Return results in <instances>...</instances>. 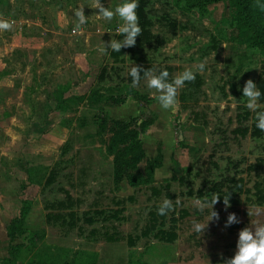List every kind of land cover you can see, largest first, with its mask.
I'll use <instances>...</instances> for the list:
<instances>
[{"label": "rangeland", "instance_id": "rangeland-1", "mask_svg": "<svg viewBox=\"0 0 264 264\" xmlns=\"http://www.w3.org/2000/svg\"><path fill=\"white\" fill-rule=\"evenodd\" d=\"M145 1L158 38L157 50L147 51L153 72L171 67V81L190 69L201 81L199 89L186 82L178 90L175 112L161 108L145 78L136 87L124 82L133 67L126 54L114 63L110 49L99 51L102 42L123 39L116 32L123 22L99 18L93 0H0V16L15 21L0 32V264H224L239 232L264 223L255 188L264 193V136L250 137L256 113L242 92L249 79L264 83V0H248L259 16L251 20L239 13L246 0ZM101 3L114 10L122 0ZM79 7L87 23L74 34ZM103 67L112 80L99 83ZM123 101L117 108L124 112L105 113ZM103 119L131 122V129L152 122L139 135V163L127 165L126 144L112 145L122 129ZM157 151L162 164L154 169ZM51 169L55 179L46 186ZM67 194L71 208L50 207ZM214 194H222L213 207L219 219L208 223L211 208L201 211L195 201ZM165 198L174 217L187 213L171 244L139 236ZM69 211L78 219L74 228L46 221L48 213ZM230 213L240 222L225 227ZM89 217L92 224L84 222ZM196 223L208 226L197 233Z\"/></svg>", "mask_w": 264, "mask_h": 264}, {"label": "clouds", "instance_id": "clouds-1", "mask_svg": "<svg viewBox=\"0 0 264 264\" xmlns=\"http://www.w3.org/2000/svg\"><path fill=\"white\" fill-rule=\"evenodd\" d=\"M139 7L138 0H122V3L117 5L114 10L106 8L101 3V0H93L92 8L98 10V17L106 21L111 22L115 17L123 22L120 24L116 32L118 35L122 36L123 39H111L110 42H102L103 47L99 49L102 53L107 52L109 49L111 51L120 52L122 48H131L136 45V38L142 34V29L139 26V18L137 15V9ZM77 23L73 27V33H81L83 31V26L87 23V17L84 14V7H79L74 13ZM15 21L5 19L0 16V32L11 31L14 27ZM204 64L199 65V70L203 71ZM141 73L147 81V87L149 89H154L159 95L157 99L162 109L172 110L175 112L178 106V90L182 88L186 82H192L196 78V74L190 70L186 69L182 73L176 75L171 81L169 80V72L162 71L156 74L150 69L145 70L141 66L134 65L129 75L132 78V87L139 85L141 80ZM243 97L246 98V107L255 112L256 127L264 131V111H257L260 107L258 101L261 97V92L257 85L251 80H247L242 89ZM230 196L223 198V203L225 208L229 207ZM220 200L218 194H214L211 201H201L197 199L195 204L199 207L201 211L205 208H211V214L208 223L213 219L218 220L219 215L213 210V207ZM175 203H179L177 199ZM174 210V203L172 200L165 198L162 204L158 208V215L164 216L169 212ZM262 211L257 208L256 215H261ZM250 214V213H249ZM235 213H230L227 217V222L225 227L232 224L239 223ZM201 223L194 224V230L197 233H203L208 226ZM254 227V231H253ZM235 255L224 261V264H264V223L252 224V227L243 228L238 234V241L236 244Z\"/></svg>", "mask_w": 264, "mask_h": 264}, {"label": "trees", "instance_id": "trees-1", "mask_svg": "<svg viewBox=\"0 0 264 264\" xmlns=\"http://www.w3.org/2000/svg\"><path fill=\"white\" fill-rule=\"evenodd\" d=\"M139 2V7L137 9V15L139 18V26L142 29V34L140 36H138L136 38V45L134 47L131 48H122L120 52H115V51H111L110 52V58H112L114 63L117 62H123V55H127L128 59L133 63V66H141L142 68H144L145 70L150 69L152 71H154L153 65L150 62V60L148 59V55H147V51L149 50H154L156 51V47H154V44L158 43V38L152 33L151 31V27H152V22L149 19L147 12H146V1L145 0H138ZM239 9V13L243 16H246L248 18H246V20H251L253 18L255 19H259V16H256L252 14L253 11H255V7L252 6L251 2L246 0L243 3H241L240 6H238ZM162 21L166 22V24L171 27L172 29H175L176 25L175 22L172 20H169L168 18H164ZM239 22H242L241 19H239ZM111 71H113V75H117V69L116 68H111ZM168 71L169 72V79H170V75L172 72V68L171 67H163V68H159L156 70V74H159L162 71ZM130 72V71H129ZM129 72L126 76V78L124 79V82L127 83L128 85L132 84V78L129 75ZM123 79V78H122ZM143 73H141V80H143ZM198 79V78H197ZM97 80L99 83L104 82L105 80L111 81L112 77L109 75V73L107 72V68H102ZM140 80V81H141ZM189 88H195V89H199L201 86V81L198 79L196 81H192V82H188L187 83ZM256 85L258 87V89L261 92V97L259 100V103L264 105V83L262 79H258L256 82ZM123 102H113V105H120L123 104ZM260 111H264V108H262ZM248 114V113H246ZM108 122H110L111 124H114L117 126V128L122 129V132L119 133V135L116 136V138L112 139L113 143H120V144H126V148H125V153L126 155L128 154L129 157L132 158V161H130V163H128L127 165L133 166V162L135 163H139L142 158L144 157V151L141 145V142L139 140V135L148 129L149 126L152 125L151 121H147L142 119L140 121V124H138L136 127H134L133 129L130 128V124L131 122L128 123H122L120 121H114V120H109V119H103L102 123L103 125H106ZM256 119L255 117L252 118V124L250 125V137L252 138H256L259 139L261 137L264 136V131L259 130L256 127ZM249 129L247 127H245L243 129V131L246 133ZM115 150V148L113 149ZM109 151H112L111 149H109ZM121 157H125V155L121 156ZM120 158L116 159L115 161L120 162ZM153 162L155 163L156 168H160L161 164H162V154L159 153L157 151V155L155 157V159L153 160ZM122 165V163H120ZM115 170L119 169V166L117 164V162H115ZM55 171L54 169H51L48 177L45 180V185H50L52 184V182L55 179ZM131 183V185H134L131 181H129ZM238 183H242V180L239 179L237 180L236 184L234 185V188H238V190L241 189V184ZM257 185L255 188L257 189L256 191V195H257V200L261 203L264 201V193L262 192V190L260 189V187ZM212 190H215V187H212ZM255 189V190H256ZM154 192H158V190L156 188L152 189ZM222 197V194L220 195V199ZM67 200L66 201H59L54 203L53 205H50L51 208H55V209H67V208H71V205L73 203L72 199L70 198V196L67 194ZM128 201H133L132 197H128L127 198ZM56 204V205H55ZM158 210V208H157ZM156 210V213H150V217L151 219L148 222V225L142 230L141 234L139 235L140 237L143 238H147V237H152V239H155L159 242L162 243H167V244H171L173 243L176 238H177V233L175 231V224L177 223V221L179 219H182L184 216L187 215V213H185V211H180V215L178 218L174 217V211L171 213V216L169 218V224L170 226L165 229V219L166 216H161L158 215V211ZM117 213H119V211H115L113 213L112 216H110L112 219H117V217L115 216ZM76 213L73 211H69L66 214H53V213H48L46 215V221L47 223L50 224V222L53 223H57L60 222L61 226H67L68 228H74L76 226V222L78 219H76ZM84 222H86L87 224H92L93 223V218L89 217L87 219L84 220ZM109 242H113L115 239L113 238H107L106 239ZM127 245L129 247L134 246V239L131 236H127Z\"/></svg>", "mask_w": 264, "mask_h": 264}, {"label": "crops", "instance_id": "crops-1", "mask_svg": "<svg viewBox=\"0 0 264 264\" xmlns=\"http://www.w3.org/2000/svg\"><path fill=\"white\" fill-rule=\"evenodd\" d=\"M125 103V102H124ZM124 103L123 104H120L121 106L122 105H124ZM133 103V102H132ZM119 105H113V107L114 108H112V106H105L104 107V109H105V113H108L109 114V116H113V117H115L113 114H112V111L113 112H124L125 110H126V107L124 108V109H122V110H119V108H117ZM116 107V108H115ZM133 107V106H132Z\"/></svg>", "mask_w": 264, "mask_h": 264}]
</instances>
